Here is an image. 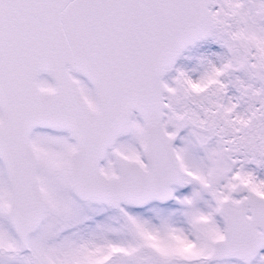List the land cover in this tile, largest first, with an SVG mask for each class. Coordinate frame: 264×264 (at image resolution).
<instances>
[{"label": "snow or ice", "instance_id": "snow-or-ice-1", "mask_svg": "<svg viewBox=\"0 0 264 264\" xmlns=\"http://www.w3.org/2000/svg\"><path fill=\"white\" fill-rule=\"evenodd\" d=\"M0 264H264V0H0Z\"/></svg>", "mask_w": 264, "mask_h": 264}]
</instances>
